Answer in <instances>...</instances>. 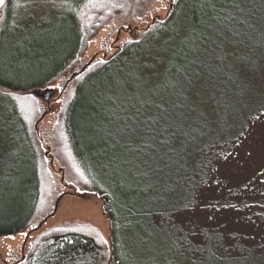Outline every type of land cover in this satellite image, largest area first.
<instances>
[{
    "label": "trees",
    "instance_id": "obj_1",
    "mask_svg": "<svg viewBox=\"0 0 264 264\" xmlns=\"http://www.w3.org/2000/svg\"><path fill=\"white\" fill-rule=\"evenodd\" d=\"M147 1L0 6V236L39 227L62 185L98 192L111 227L107 241L88 222L52 225L5 264H178L181 240L162 235L161 216L264 197L240 179L264 123V0H169L164 16L79 65L102 27ZM67 73L44 139L39 90ZM204 248L198 264L245 259Z\"/></svg>",
    "mask_w": 264,
    "mask_h": 264
},
{
    "label": "rangeland",
    "instance_id": "obj_2",
    "mask_svg": "<svg viewBox=\"0 0 264 264\" xmlns=\"http://www.w3.org/2000/svg\"><path fill=\"white\" fill-rule=\"evenodd\" d=\"M168 4L169 0L147 1L136 15L109 22L89 41L88 49L79 65L92 57L108 55L121 40L133 32L134 27L145 26L154 16H164ZM41 10V7L33 8L35 15ZM68 74L52 87L53 92L48 100L43 98V90H39V97L43 100L42 107L48 110L39 123V132L44 139L48 138L60 107L59 89ZM258 124L260 130L258 132L255 130L257 125L255 124L249 133L248 147L245 153L241 154V158L247 157L245 161L248 168L241 173L240 179L245 176L254 193L264 187V123ZM222 168L223 172L232 168L234 175L238 170L236 166ZM54 175L56 179L60 177L58 172ZM57 190L60 193L57 204L39 227L14 235L0 236V264L18 258L38 232L56 224L70 221L88 222L95 226L107 241L110 240L111 227L107 213L103 209V197L98 192H75L68 185L58 186ZM250 197L251 199L244 201L230 213H215V210L209 208L210 201H196L194 205L181 211L161 216L159 223L163 229L162 235L174 236L175 239L181 240V260L178 264H198L206 245L216 247L219 253L223 252L228 256L242 254L245 258L242 264H264V197L261 199H255L256 196ZM161 225H167L171 230ZM193 258L195 261H192Z\"/></svg>",
    "mask_w": 264,
    "mask_h": 264
},
{
    "label": "water",
    "instance_id": "obj_3",
    "mask_svg": "<svg viewBox=\"0 0 264 264\" xmlns=\"http://www.w3.org/2000/svg\"><path fill=\"white\" fill-rule=\"evenodd\" d=\"M1 5L2 4H0V6ZM52 92H53V89L52 88H47V89L43 90V92H42L43 98L46 99V100H48L50 98V95H51Z\"/></svg>",
    "mask_w": 264,
    "mask_h": 264
},
{
    "label": "snow or ice",
    "instance_id": "obj_4",
    "mask_svg": "<svg viewBox=\"0 0 264 264\" xmlns=\"http://www.w3.org/2000/svg\"><path fill=\"white\" fill-rule=\"evenodd\" d=\"M4 3V0H0V4H3Z\"/></svg>",
    "mask_w": 264,
    "mask_h": 264
}]
</instances>
